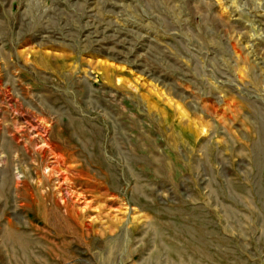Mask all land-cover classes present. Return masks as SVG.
<instances>
[{"label": "rangeland", "instance_id": "obj_1", "mask_svg": "<svg viewBox=\"0 0 264 264\" xmlns=\"http://www.w3.org/2000/svg\"><path fill=\"white\" fill-rule=\"evenodd\" d=\"M36 128L108 219L28 206L56 194ZM8 234L29 264H264V0H0V264H26Z\"/></svg>", "mask_w": 264, "mask_h": 264}, {"label": "bare ground", "instance_id": "obj_2", "mask_svg": "<svg viewBox=\"0 0 264 264\" xmlns=\"http://www.w3.org/2000/svg\"><path fill=\"white\" fill-rule=\"evenodd\" d=\"M41 130L42 129H40V128H36L35 133H36V137H38L37 141H38V144L40 146V150L47 151L53 157V162L50 164V170H49L50 171V180L49 181H51L52 178H54V181L56 182V186L52 187V189L54 192H56V194H55V196L51 197V194H49L51 191L48 193V192L40 191L39 189H37L36 192H34V193L28 192L29 196L28 195L27 196H28L29 201H30V205H28V206L35 209L37 212L42 211L41 212L42 217L46 216V213L54 214L55 216H57L56 218H59L58 220L61 223H63L64 226L66 228H68L70 231H71V227H70L71 225L70 224H73L76 227H79L80 229L85 228V229L89 230L93 227V225L97 222V220H100L101 218H104V217L108 219L109 216H103L102 214L105 212L106 207L110 206L109 209H111L112 205L115 204V200L113 198H110L109 200L105 201L106 206L98 207L96 205L98 207L97 211H96L97 212L96 217L89 216V213H91V207H92L93 201L88 200L87 193H93V194L97 193L96 190H98L99 187L103 183L102 184L99 183L100 181L92 183L93 189H91V187L86 185V183L84 184V186L77 187V185L75 183L77 179H81V180L89 179V180L94 181L95 178L90 176L88 173H86L82 170H76L77 168L76 169L73 168L72 166H70V164L67 165L66 159H64L65 156L63 158L62 154L56 153L53 150L52 146L50 145L49 139L46 137L47 131L46 130L41 131ZM68 161H69V159H68ZM104 172L105 173L103 175L105 176V178L110 179V172L106 169L104 170ZM74 175L76 178L74 177ZM50 197L52 199H50ZM95 197H93V198H95ZM48 203H50V209L47 208L49 206ZM146 208H148V206H146ZM60 209H63V212H62L63 214L61 216L58 215V211ZM94 209H95V207H94ZM112 209H114L113 212H118V209H116V208H112ZM150 209H151V207H150ZM53 219H54V217H53ZM156 226L158 227L159 225H156ZM197 226H202V224L200 223V225H197ZM184 228H185V230L183 228H180L179 231L188 235V237L191 238V241L194 244H198V246L206 245L207 240H206V238H204L205 237L204 232L197 229L196 233L193 231L195 233L194 234L193 232H191L192 230L189 231V230H187L188 229L187 227H184ZM154 230H155V228H154ZM162 231L163 230L159 231V229H158V230H156V233L161 236ZM9 238L12 240L11 244H10V246H8V244L5 243L3 245L4 248L6 246L9 249L11 248L10 251L12 253H14L15 256L18 255V258L25 261L26 264H29L30 262H32L34 260L32 258L33 255L31 252L32 246L28 240L24 239L21 236H17V235H13V234H8L7 239H9ZM64 242H66V241H64ZM30 257L32 258V261H30Z\"/></svg>", "mask_w": 264, "mask_h": 264}]
</instances>
